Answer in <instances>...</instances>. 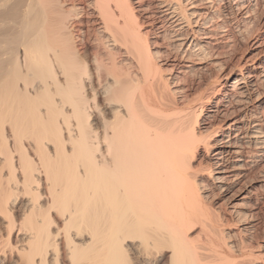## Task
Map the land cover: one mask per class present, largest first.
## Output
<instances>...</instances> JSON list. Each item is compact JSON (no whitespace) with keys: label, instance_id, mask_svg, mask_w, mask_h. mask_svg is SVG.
<instances>
[{"label":"bare ground","instance_id":"bare-ground-1","mask_svg":"<svg viewBox=\"0 0 264 264\" xmlns=\"http://www.w3.org/2000/svg\"><path fill=\"white\" fill-rule=\"evenodd\" d=\"M261 219L264 0H0V264H264Z\"/></svg>","mask_w":264,"mask_h":264},{"label":"rangeland","instance_id":"rangeland-1","mask_svg":"<svg viewBox=\"0 0 264 264\" xmlns=\"http://www.w3.org/2000/svg\"><path fill=\"white\" fill-rule=\"evenodd\" d=\"M247 33L249 34V32L247 31ZM247 33H243L239 36V39L235 45V48H234V52H236V55H239L243 50V48L245 49L246 47V37H248V34ZM244 35V36H243ZM242 39V40H241ZM243 42V43H241ZM238 51V52H237ZM210 201L212 202V204H214L213 206L215 207V209L217 210V213H220L222 210H223V207H224V202H223V198L221 197V195L218 193L217 190H212L211 191V198H210ZM220 209V210H219ZM263 219V218H262ZM261 222L262 225H264V220H262ZM236 227H238V224L236 223V225L234 226L233 230L236 232Z\"/></svg>","mask_w":264,"mask_h":264}]
</instances>
